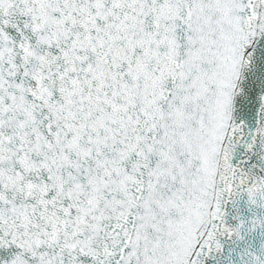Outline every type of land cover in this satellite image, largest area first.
<instances>
[{"label": "snow or ice", "instance_id": "snow-or-ice-1", "mask_svg": "<svg viewBox=\"0 0 264 264\" xmlns=\"http://www.w3.org/2000/svg\"><path fill=\"white\" fill-rule=\"evenodd\" d=\"M0 264H264V0H0Z\"/></svg>", "mask_w": 264, "mask_h": 264}, {"label": "water", "instance_id": "water-1", "mask_svg": "<svg viewBox=\"0 0 264 264\" xmlns=\"http://www.w3.org/2000/svg\"><path fill=\"white\" fill-rule=\"evenodd\" d=\"M250 243H254L256 247H259V244L262 242V238L259 236L253 237L250 239L249 241ZM234 246L232 245H228V249L227 250H231ZM241 247L243 246H239L235 248V251L233 252L232 255V261L235 262L237 260V253L241 250Z\"/></svg>", "mask_w": 264, "mask_h": 264}]
</instances>
